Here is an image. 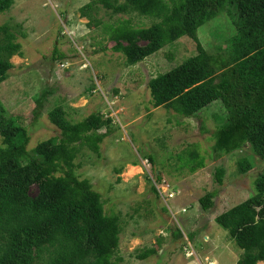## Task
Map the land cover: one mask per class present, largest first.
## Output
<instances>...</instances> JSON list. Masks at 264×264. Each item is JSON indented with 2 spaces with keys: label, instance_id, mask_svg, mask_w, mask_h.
<instances>
[{
  "label": "rangeland",
  "instance_id": "1",
  "mask_svg": "<svg viewBox=\"0 0 264 264\" xmlns=\"http://www.w3.org/2000/svg\"><path fill=\"white\" fill-rule=\"evenodd\" d=\"M87 5L92 6L83 17ZM236 19L228 8L198 30L209 54L226 56L238 34ZM160 21L136 12L115 14L99 0H14L0 14V26H9L22 55L10 60L0 101L6 116L19 118L27 129L30 151L60 137L49 118L55 107L71 123L96 113L111 119L98 133L107 134L100 152L85 147L75 160L77 175L101 195L105 213L120 219L119 249L105 264H236L244 250L215 218L256 194L264 160L250 145L216 157L214 132L224 120L218 105L196 117L153 106L150 80L196 55L195 43L185 36L129 65L112 50L110 36L121 24L144 28ZM3 37L0 32V45ZM241 159L254 166L246 175L240 173ZM219 167L225 169L222 185L215 180ZM30 192L36 195L38 186ZM209 192L216 197L205 211L199 201ZM147 250L154 253L139 259Z\"/></svg>",
  "mask_w": 264,
  "mask_h": 264
},
{
  "label": "trees",
  "instance_id": "2",
  "mask_svg": "<svg viewBox=\"0 0 264 264\" xmlns=\"http://www.w3.org/2000/svg\"><path fill=\"white\" fill-rule=\"evenodd\" d=\"M99 0L115 14L138 13L160 18L144 28L128 24L112 28V50L122 53L129 65H136L167 44L189 37L197 54L170 71L150 80L154 107L164 106L183 117H196L203 110L220 106L224 120L214 132L217 158L252 147L264 160V0ZM14 0H0V14L9 11ZM92 5L81 9L87 17ZM228 8L236 11L237 36L231 38L225 57L208 53L198 30ZM0 84L21 45L8 25L0 26ZM38 114V113H37ZM60 137L28 150L30 135L19 118L7 117L0 101V264H105L119 249L121 225L118 216L105 213L101 195L81 179L75 163L83 148L100 152L110 118L100 113L71 123L61 106L49 113ZM59 143V144H58ZM151 159V158H150ZM203 161L199 168H203ZM254 168L247 159L239 162L240 173ZM225 169L216 170L222 185ZM157 183L162 181L156 175ZM38 193L31 195V188ZM256 194L218 215V225L244 255L236 264L264 262V174L256 181ZM156 193L158 190L153 188ZM215 192L200 199L208 211ZM192 240L193 236L190 235ZM153 250L139 255L145 260Z\"/></svg>",
  "mask_w": 264,
  "mask_h": 264
}]
</instances>
